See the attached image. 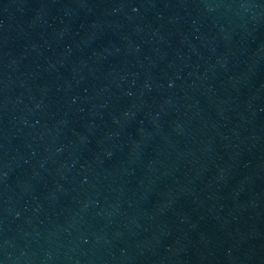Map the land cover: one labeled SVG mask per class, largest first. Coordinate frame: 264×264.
<instances>
[{"label": "water", "instance_id": "water-1", "mask_svg": "<svg viewBox=\"0 0 264 264\" xmlns=\"http://www.w3.org/2000/svg\"><path fill=\"white\" fill-rule=\"evenodd\" d=\"M12 264H264V0H45Z\"/></svg>", "mask_w": 264, "mask_h": 264}]
</instances>
